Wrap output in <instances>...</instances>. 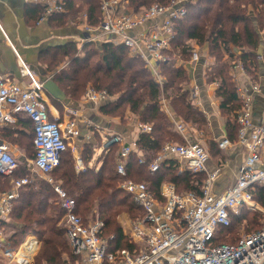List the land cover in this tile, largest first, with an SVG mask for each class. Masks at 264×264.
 Instances as JSON below:
<instances>
[{
	"label": "trees",
	"instance_id": "obj_1",
	"mask_svg": "<svg viewBox=\"0 0 264 264\" xmlns=\"http://www.w3.org/2000/svg\"><path fill=\"white\" fill-rule=\"evenodd\" d=\"M169 2L125 0L127 7L135 13L155 4L167 5ZM83 4L86 5V14L82 16L87 17L90 26H99L102 21L101 0H83ZM64 8L67 14L64 12L58 14L60 17L54 16L64 22L62 25L69 13L77 18L81 11L75 0H65ZM186 8V16L175 21V38L166 52L168 61L161 65L162 84L154 78L141 58L132 56L126 47L113 42H105L101 46L85 43L81 48L70 43L58 54H52L47 62L46 72H55V86L69 99L81 101L88 88L105 91L112 99L100 109L103 115L124 122L133 113L141 123L152 125V132L142 133L136 144L144 154V162L140 164V158L133 153L127 171L128 178L146 183L156 197H159L163 183L173 184L179 194H200L206 180L204 173L180 172L175 160L162 163L155 173L149 170L167 143H184L164 110V102L172 115L185 125L202 128L207 124L187 89L188 73L177 61H189L196 47L207 48L208 57L214 64L207 69L206 79L209 84L217 86L216 97L220 101L221 115L226 120L227 137L236 143L239 131L237 115L242 109V102L234 71L238 65H242L246 75L257 80L260 62L264 59V0H196L189 2ZM43 9L36 7L38 16ZM65 61L67 67L57 72ZM51 101L60 107L56 100ZM20 120L16 125L21 128L23 124L27 131H31L30 145L35 152L32 124L29 120V123ZM17 131L5 129L3 138L11 140L15 135L23 134V130ZM117 151L118 146H112L107 154L102 155L101 167L92 168L89 163L94 151L90 145H86L81 155L86 170L78 172L76 159L71 148H68L62 155L60 166L51 174L55 184H59L69 197L76 200L77 214L85 223L96 218L104 222V235L114 237V250L132 248L118 217L122 214L131 220L144 217L143 211L120 188L124 180L116 173ZM28 170L20 162L13 176L0 175L2 194L11 191L15 180L28 177ZM253 199L264 208V186L254 190ZM64 215L65 210L52 184L33 181L24 186L13 202L9 220H0L4 231L13 232L7 238L10 245L7 251L17 252L27 237L33 236L42 244L36 264L75 263L76 257L71 252L66 228L61 223ZM262 218L260 212L244 208L239 216L231 218L229 227L219 230L215 243L235 245L237 227L244 223L247 234L257 232L262 227ZM223 234H231L232 243L222 242L226 241Z\"/></svg>",
	"mask_w": 264,
	"mask_h": 264
},
{
	"label": "built area",
	"instance_id": "obj_2",
	"mask_svg": "<svg viewBox=\"0 0 264 264\" xmlns=\"http://www.w3.org/2000/svg\"><path fill=\"white\" fill-rule=\"evenodd\" d=\"M25 1L42 6L46 15L65 11L61 1ZM193 1L196 0H170L167 5L155 4L135 13L127 7L125 0H101L102 21L97 27H85L86 42L123 45L132 56L141 58L154 78L162 84L160 69L168 61L166 52L175 38V21L186 16V6ZM146 25L148 30L140 32ZM15 54L23 75L22 81L9 75H0V175L13 176L20 167L19 159L2 138L1 132L15 126L20 119H27L33 127L36 152L30 164L31 170L41 176H51L60 166L63 153L80 137L79 112L66 109L63 119L51 118L45 82L16 50ZM189 61L190 64L199 63L200 53L195 51ZM240 72L246 75L242 65H238L234 71L238 96L242 102V109L237 115V141L233 143L225 136L218 147L225 152L237 144L245 150L246 159L235 184L223 193L215 194L213 189L222 168L209 170L210 155L199 142L167 143L149 170L155 173L162 163L175 158L183 163L184 170L206 175L201 193L179 194L173 184L163 183L159 197H156L146 183L128 178L127 164L138 149L136 143H127L119 134L105 141V152H109L112 146H118L116 173L124 180L120 188L144 213L142 219L129 222V243L132 248L114 250V237L104 235V222L96 219L85 223L77 214L76 200L69 197L52 178L48 179L65 210L61 223L66 228L69 244L76 257L75 264H264V208L253 199L254 190L264 186V125H255L252 116L253 94L263 90L254 79L251 80L250 91L239 84L237 74ZM192 96L193 99L197 98V90ZM85 98L93 103L112 99L107 92L93 88L88 90ZM163 105L176 131L184 136L185 124L172 115L165 102ZM140 130L150 134L152 125L141 123ZM143 162L140 158L139 163ZM31 182L29 177L17 179L11 191L0 197L1 221L9 218L13 202L19 197V190ZM244 208L263 214L261 229L243 234L235 245H217L215 240L219 230L229 227L231 218L239 216ZM2 234L0 226V236ZM32 238L38 245L31 257H18L28 238L17 252H10L17 263L30 264L33 260L39 241Z\"/></svg>",
	"mask_w": 264,
	"mask_h": 264
},
{
	"label": "crops",
	"instance_id": "obj_3",
	"mask_svg": "<svg viewBox=\"0 0 264 264\" xmlns=\"http://www.w3.org/2000/svg\"><path fill=\"white\" fill-rule=\"evenodd\" d=\"M53 1H61L65 4V0ZM75 4L77 8L81 10L78 14L79 17L74 18L73 15L69 13L68 16H65L68 17L65 18V24L62 25L64 22L62 23L61 19L58 20L54 18L56 15L59 16L58 14L46 15L45 9H43V13L38 16L36 7H42L40 5L31 4L25 0H0V75H9L17 81H22L23 75L21 70H19V62L15 54L16 50L30 68L37 73L41 80L44 81L48 79L53 81L55 72H46V70H48L47 62L49 57L52 54H58L60 50H63V48L70 43L77 44L78 48H81L83 44L87 43L84 37V30L86 26L90 25L87 22V17L82 16V14H86V5L83 4V0H75ZM67 13L66 11L65 14ZM148 28V25H146L139 31L143 32L148 30ZM96 45L101 46L102 43H97ZM45 46L50 47L47 48ZM196 51L200 53L201 61L199 63L190 64V61L183 62L181 59L177 62L179 65H183L188 73L189 86L187 89L190 91L191 96L194 91L197 90V98L193 99V96L191 98L193 99L195 107L205 116L207 124L202 128H198L193 124H187L185 125L186 132L184 136L177 133L184 141V144L188 141L198 142V136L200 137V144L204 146L210 155L208 164L209 170L213 171L218 167L222 168L221 176L213 187L215 194H221L235 184L238 172L245 162L246 152L237 144L225 152L221 151L218 147L219 142L227 136V131L226 120L222 117L220 112V101L216 97L217 86L209 84L206 79L207 69L211 67L214 62L208 57L207 48L196 47ZM64 67H67V61L57 69V72ZM237 76L239 84L245 86L250 91L252 79L241 72L237 74ZM256 82L262 86L263 91L253 94L252 116L255 125L262 126L264 125V59L260 62L259 77ZM89 89L90 88L87 89L86 93ZM53 90L52 95L46 92L51 118L63 119L66 109H73L79 112L78 119L81 134L80 137L74 141V144L70 146L77 162L76 169L78 172L86 170V166L81 160V155L86 145H90L94 151V156L89 163L90 167L99 168L101 167L100 160L102 155L107 154L104 150L105 141L110 139L111 136L119 134L126 139L127 143L137 144L142 134L140 130L141 122L138 116L130 113L124 122L120 119H112L103 115L100 110L109 102H89L85 98L86 93L80 102H72L57 87L56 89L53 88ZM51 99L56 100L60 107H56ZM21 120L24 123H29L27 119ZM9 129L18 130L17 132H22L19 130H23V132L27 131L26 126L23 124L21 128L15 125L9 127ZM3 132L4 130L1 132L2 138ZM16 136L17 135H15V137ZM4 140L10 145L12 152L19 161L27 162L25 155L21 153L20 148L15 143H12L9 139ZM99 141L101 145L99 144V146H97ZM134 153L137 154L139 158L144 157L143 152L139 149ZM170 160H175L179 164L180 172L184 171L182 162L175 158H171ZM117 163L118 154L116 167ZM2 195L0 187V197ZM7 220H9V218ZM120 223L129 224V219L120 220ZM12 234L13 232L8 233L3 229L0 242L5 244L6 239ZM30 237L31 238L27 237L28 239L23 244L20 251L31 253L33 252V245L37 247V241L32 238L33 236ZM18 257L23 259L21 255H18ZM5 264H7V262ZM8 264L19 263L9 261Z\"/></svg>",
	"mask_w": 264,
	"mask_h": 264
},
{
	"label": "rangeland",
	"instance_id": "obj_4",
	"mask_svg": "<svg viewBox=\"0 0 264 264\" xmlns=\"http://www.w3.org/2000/svg\"><path fill=\"white\" fill-rule=\"evenodd\" d=\"M79 17V16H77ZM20 70V68H19ZM26 79V78H25ZM27 80V79H26ZM71 100V99H70ZM72 102H75L73 100H71ZM80 102V101H79ZM90 102V101H89ZM107 117V116H106ZM112 119H118V118H112ZM31 138H32V134H31V131H26V132H23V134H20V135H17L16 137H13L10 141H12V143H15L19 148H20V151L22 154L25 155V158L27 159V162H23V165L27 166L28 167V177L33 181H36V182H39V181H47L48 182V179L50 178H54V176H41L40 174H37L36 172L32 171L31 170V162L33 161L34 159V150L33 148L31 147ZM198 139H199V143H201V140H200V137L198 136ZM97 142V141H96ZM74 144V142L72 143ZM100 144V141L98 143L97 146H99ZM101 145V144H100ZM72 150V149H71ZM118 154V152H117ZM117 157V156H116ZM219 158V157H218ZM117 161V158L115 160V162ZM21 162V161H20ZM54 180V179H53ZM262 214V213H261ZM263 216V214H262ZM96 218V217H95ZM97 219V218H96ZM125 219H129V222H130V218L126 215V214H122L121 216L118 217V222H120V220H125ZM93 219H90L89 221H92ZM263 220V218L261 219V221ZM120 225L122 226L123 230H124V233L129 237V234H130V224H124V223H120ZM247 231V228H246V225L243 223L241 225H239L236 229V240L235 242H237V240L243 235L245 234ZM225 234H223L222 236H224ZM229 238V240H228ZM225 240H222V242L224 243H232L231 240H232V235L231 234H226L225 235ZM36 242V241H35ZM10 245L7 244V239H6V243L5 244H2L0 242V258H1V261H0V264H5L7 262V264L9 263V261H12V262H17L13 256L14 254L13 253H9L7 252V247H9ZM34 248H36L35 245H33ZM41 247H42V244L39 242V247H38V250L37 252L35 253L34 257H33V260L31 261L30 264H36V258L38 256V254L40 253V250H41ZM71 248V246H70ZM35 251V249H34ZM33 251V252H34ZM33 252H31V254H33ZM71 252H72V249H71ZM75 262H76V258H75ZM75 264V263H73Z\"/></svg>",
	"mask_w": 264,
	"mask_h": 264
},
{
	"label": "water",
	"instance_id": "obj_5",
	"mask_svg": "<svg viewBox=\"0 0 264 264\" xmlns=\"http://www.w3.org/2000/svg\"><path fill=\"white\" fill-rule=\"evenodd\" d=\"M87 35L85 34V36L84 37H86ZM45 47H50V46H45ZM44 82H45V90H46V92L49 94V95H52V93H53V88H55L56 89V86H55V84H54V82L53 81H50V80H48V79H45L44 80Z\"/></svg>",
	"mask_w": 264,
	"mask_h": 264
},
{
	"label": "bare ground",
	"instance_id": "obj_6",
	"mask_svg": "<svg viewBox=\"0 0 264 264\" xmlns=\"http://www.w3.org/2000/svg\"><path fill=\"white\" fill-rule=\"evenodd\" d=\"M19 255L23 256V259L32 256L31 253H29V252H25V251H20V252H19Z\"/></svg>",
	"mask_w": 264,
	"mask_h": 264
}]
</instances>
